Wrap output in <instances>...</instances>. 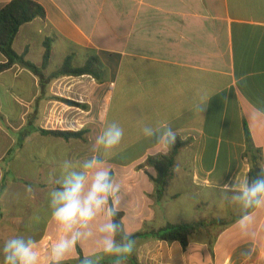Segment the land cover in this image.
Here are the masks:
<instances>
[{"label": "crops", "instance_id": "crops-1", "mask_svg": "<svg viewBox=\"0 0 264 264\" xmlns=\"http://www.w3.org/2000/svg\"><path fill=\"white\" fill-rule=\"evenodd\" d=\"M10 1L0 0V9ZM33 1L45 19L22 25L12 49L39 67L50 38L51 54L44 84L18 64L0 73V249L8 238L31 236L40 264H48L61 236L48 193L58 187L65 161L79 171L98 155L121 185L126 232L199 218L225 222L202 227L185 249L138 239L139 264H239L248 246L255 247L250 264H264V208L253 212L254 235L245 237L239 210L217 187L248 177L245 130L264 168V0ZM67 56L73 67L95 59L103 79L50 78ZM198 104L205 105L201 113ZM111 122L124 137L108 153L96 138ZM145 125L170 126L177 139L188 140L160 199L148 176L154 169L139 166L167 148L142 135ZM85 129L83 139L69 141L39 131ZM104 219L94 221L93 231ZM78 245L84 258L99 255L95 237ZM77 258L75 249L64 262ZM113 258L102 256L100 264Z\"/></svg>", "mask_w": 264, "mask_h": 264}, {"label": "clouds", "instance_id": "clouds-1", "mask_svg": "<svg viewBox=\"0 0 264 264\" xmlns=\"http://www.w3.org/2000/svg\"><path fill=\"white\" fill-rule=\"evenodd\" d=\"M204 106L198 104L197 110L201 113ZM141 133L155 145L165 148L173 146L177 137L170 126L153 128L145 125ZM123 137L124 129L117 122H111L98 135L96 144L109 153L121 144ZM82 169L74 170L65 161L61 175L55 179L58 187L48 193L51 219L61 232L60 238L51 246L48 264H63L81 241L94 237L98 242L99 255L94 253L80 264H100L102 256L114 257V264H124L123 258L133 253L135 241L124 226L114 219L122 210L121 185L98 155L85 160ZM217 187L222 200L239 210L237 223L241 234L245 237L254 235L251 231L253 212L264 208V168H260L251 180L247 176H235L234 179L218 183ZM101 215L105 219L93 231L92 225ZM36 248L37 242L31 236L8 238L0 249L3 264H40ZM254 253V246L242 248L239 264H250Z\"/></svg>", "mask_w": 264, "mask_h": 264}, {"label": "trees", "instance_id": "trees-1", "mask_svg": "<svg viewBox=\"0 0 264 264\" xmlns=\"http://www.w3.org/2000/svg\"><path fill=\"white\" fill-rule=\"evenodd\" d=\"M36 18L44 20L45 11L41 5L33 0H11L0 9V53L5 58V61L0 63V73L7 71L14 64H18L29 70L33 75L37 76L39 82L44 84L45 77L42 73V70L45 69L50 58L52 39L46 38L43 41L44 51L42 56V64L39 67L25 60L24 54H17L12 49V43L19 31V28ZM101 70L102 68L96 64L95 59L86 62V64L82 67H73L70 56H67L63 60L61 66L49 77L57 78L65 75L79 76L88 74L91 75L95 80L100 81L103 79L99 76ZM62 101L69 105H77V103L69 100L63 99ZM39 131L43 134L61 138L65 141L72 139H83V136L88 132L86 129L77 132ZM245 142V155L251 164L248 178L251 180L252 178L256 177L260 170L261 154L260 150L255 148V146L252 144L247 130H245ZM187 143L188 140L183 141L176 138L174 145L168 147L166 153L148 157L145 162L139 166V168H142L143 166L147 165L154 169V176L148 173L147 174L150 180L154 183L156 198L160 199L162 196H164L167 186L174 176L175 157L179 150L187 145ZM122 217L123 213L120 211L114 219L121 223ZM224 223V220L216 218H199L191 222L166 223L164 226L159 228H145L143 230L137 231L131 234V239H133L135 243L138 239H152L166 243L175 242L178 243L182 249H185L189 244L190 237L198 232L202 227L209 225H223ZM117 239H119V237H117ZM76 252L78 255L76 263L63 262V264H80V262L84 259V256L79 245L76 248ZM127 260L129 264H139L135 254V248L133 253L127 256ZM114 261L115 258H113L111 261L104 260L102 264H112Z\"/></svg>", "mask_w": 264, "mask_h": 264}, {"label": "rangeland", "instance_id": "rangeland-1", "mask_svg": "<svg viewBox=\"0 0 264 264\" xmlns=\"http://www.w3.org/2000/svg\"><path fill=\"white\" fill-rule=\"evenodd\" d=\"M123 259H124V264H129L127 259H125V258H123ZM112 264H114V262Z\"/></svg>", "mask_w": 264, "mask_h": 264}]
</instances>
